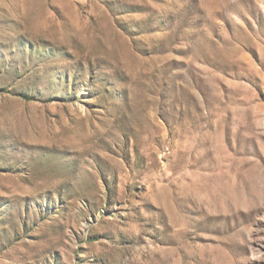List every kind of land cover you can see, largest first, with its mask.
<instances>
[{
  "label": "rangeland",
  "instance_id": "obj_1",
  "mask_svg": "<svg viewBox=\"0 0 264 264\" xmlns=\"http://www.w3.org/2000/svg\"><path fill=\"white\" fill-rule=\"evenodd\" d=\"M0 264H264V0H0Z\"/></svg>",
  "mask_w": 264,
  "mask_h": 264
}]
</instances>
